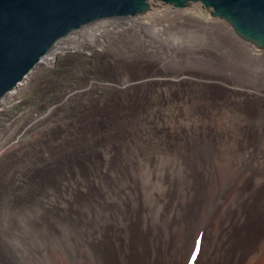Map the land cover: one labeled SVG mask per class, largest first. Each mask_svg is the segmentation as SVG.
<instances>
[{
    "label": "bare ground",
    "instance_id": "1",
    "mask_svg": "<svg viewBox=\"0 0 264 264\" xmlns=\"http://www.w3.org/2000/svg\"><path fill=\"white\" fill-rule=\"evenodd\" d=\"M176 11L151 19L152 36L139 33L145 24L132 17L102 20L113 24L109 31L124 26L116 49L132 54H114L115 66L100 70L108 97L71 110L74 132L59 139L55 131L38 138L31 151L0 159V264H260L264 259V103L252 101L257 85L249 80L259 79L264 96V39L220 15L211 25ZM93 32L95 38L101 35ZM74 34L80 45L95 42L91 35ZM187 34L202 36L204 43L189 48L170 38ZM139 35L146 39L141 44ZM156 41L159 47L151 44ZM67 42L57 43L38 64L52 65L56 50L73 48ZM148 52L167 55L143 65ZM168 70L201 86L180 84L165 92L177 113L156 126L148 121L155 95L146 88L165 84ZM231 87L244 88V98L234 100L238 94L234 97ZM14 97L11 92L0 103ZM18 175L26 185H17ZM11 195L4 206L1 201Z\"/></svg>",
    "mask_w": 264,
    "mask_h": 264
},
{
    "label": "rangeland",
    "instance_id": "2",
    "mask_svg": "<svg viewBox=\"0 0 264 264\" xmlns=\"http://www.w3.org/2000/svg\"><path fill=\"white\" fill-rule=\"evenodd\" d=\"M176 8H180V7L176 6L175 3L167 4V3H164L158 0H149L148 8L146 11L142 13L138 12L135 15V17L134 16H131V17L134 19L140 20L141 23L145 24V28L142 29V31H139V33L143 34L144 36L148 34L149 36H152V32L150 29L151 27H153V23L151 19L152 18L156 20L164 19L165 16H167L168 11H171V10L176 11L177 10ZM178 12L180 13V15L184 16L185 18H196L204 22H211L210 23L211 25L213 23H217L215 21L217 20V17H219V16L214 15V11L211 7H206L204 4H202V2H198V3L189 2L185 7L181 8V11H176V13ZM171 17L173 18L174 16H171ZM117 19L118 18H115V20ZM182 21H183L182 18L178 20L179 23ZM194 21L197 22L196 20ZM201 21L200 23H203ZM101 22L98 21V22L85 25L81 27L80 29L71 32L68 36L64 37L63 39H61L58 43L62 42V40H66V41L68 40L70 45H73V48L69 47L68 49H65L66 51L56 50L57 54L51 57L53 58L52 65L45 66V65H42V62L38 64L37 67H35L29 73V75L27 76V79L24 82H22V85L14 88L11 91L12 93H15V97L10 99L9 100L10 102L7 105H3L2 102L0 103V159L3 157V155L9 152H16V154L18 155V154L24 153V151L25 152L31 151L32 149L36 147L35 142H37L38 138L40 137L50 138L52 133L55 131L60 132L59 139H61V137L63 138L67 136L70 131L71 133L74 132L76 122L69 115L71 110L74 109V107L75 108L89 107V105L92 103L100 104L106 99V97H108L107 96L108 91L103 87L102 85L103 82L99 75L100 70L107 66H110V67L115 66V63H113L115 62V60L113 59L114 54L123 55V56L124 55L131 56L132 54L127 50H124V53H123L118 48L116 49L115 43L119 40V38L121 39L122 32H125V31H122V28H121L124 26H119L121 29H119L118 27L117 28L118 30L116 29L114 31L112 30L109 31V28H111L113 24L108 22L109 26H107V24H105L106 23L105 21H101ZM166 26L170 28V24L168 21L165 22L164 27ZM89 27H95V28L92 30L91 29L88 30ZM119 30H121L122 32L120 31L121 32L120 33ZM78 31L80 32V35H81L78 37L79 39L82 37L89 38L90 37L89 35H91L93 31H99L101 34V35H98L99 37H96V38L94 37L95 32H93L92 33L93 35H91L93 38H95V42L93 44L96 46H94L93 44L91 45L90 44H84V45L78 44L76 42L77 40L74 34V32L77 33ZM131 31H134V30H131ZM70 35H71V38H67ZM170 38L171 40H173L175 44L180 45V43H182L183 46H188L189 48H192V47H195L197 45L204 43L203 37L199 35L192 36V35L187 34L186 36L180 37V38H172L171 36ZM114 39H117V40H114ZM144 40L146 39H144V37H142L141 39V36L139 35V43L141 44L142 42H144ZM155 40L157 39L155 38ZM159 41L160 40L158 39V42ZM161 43L162 45L164 44V46H166L165 45L166 41L163 43V40H162ZM151 44L154 46L157 45L159 47V45L157 44V41ZM85 45H86V48H85ZM52 53L54 54L55 52H52ZM163 54L165 55V53L163 52L162 53L159 52L158 54H155V53L153 54V53L148 52L147 55L145 56V59L143 58L144 60L143 65L144 64L145 65L154 64L153 62H157V60L164 59L167 54L165 56ZM151 58L152 59L154 58V59L152 60ZM168 72H171V74L169 73L170 75L166 77L168 81H166L165 84L163 85L162 84L160 85L157 82V84L148 83V86H147V83L144 80H142L143 81L141 83L142 85L141 84L139 85V89L141 88V91H144V89L147 86L146 89H150L155 95L153 100L154 101L156 100V101L154 102L152 100L154 105L152 104L151 109L148 111V116H149L148 121L149 122L151 121L153 124L154 122L157 123L156 126L162 125L166 120L171 119V117L173 118L175 114L177 113V107L175 105L176 104L175 101H173L169 96L165 98L164 97L165 92L170 93V92L177 90L180 84L183 86L186 85L187 87H189V89H191V87L192 89H198L199 86H201L196 81L191 82V80H179L180 78H177L174 74L175 70H172V71L168 70ZM194 72H197V71H194ZM138 74L141 75L142 73L138 72L137 75ZM253 78L254 77H251L249 80L250 82H251V79L252 81L254 80L253 82H251V84L252 85L256 84L257 87L255 85L256 88L255 90L253 89V91L256 92V94L253 96L252 101L255 103H264V98H263L264 96L260 92L261 88L258 89L260 81L256 77L254 79ZM165 86L167 87L165 88ZM194 86L196 88H194ZM231 88H229V90L231 92L234 90L232 92L234 97L236 96V94H238L239 96V97L236 96L234 100L237 101L238 99L241 100L244 98L243 95L246 94L244 88L242 87H238L237 89L236 87H231ZM263 89H264V85H263ZM11 92L6 94L4 98L7 95H9ZM72 93H74V95H72L63 104H61V102L64 101V98L69 94L71 95ZM159 93L160 95L163 93V96L161 95V99H160ZM239 93L241 94L239 95ZM259 94H261L260 95L261 97L259 96ZM155 106H157L158 108ZM159 109L161 110V112ZM31 123H35L34 126L32 128H29L24 133L23 131L24 127ZM69 127L72 129H69ZM21 132H23V134H21ZM161 140H163L162 137H161ZM21 178L22 177H20V175L16 177V183H18L17 185H23V184L26 185L27 181ZM11 197L12 195L9 198L8 197L4 198V201L2 200L1 203L3 202L2 204H4V206L7 205ZM260 264H264V259L261 261Z\"/></svg>",
    "mask_w": 264,
    "mask_h": 264
},
{
    "label": "water",
    "instance_id": "3",
    "mask_svg": "<svg viewBox=\"0 0 264 264\" xmlns=\"http://www.w3.org/2000/svg\"><path fill=\"white\" fill-rule=\"evenodd\" d=\"M149 0H0V100L21 83L64 37L81 27L135 16ZM182 8L202 2L264 39V0H158Z\"/></svg>",
    "mask_w": 264,
    "mask_h": 264
}]
</instances>
